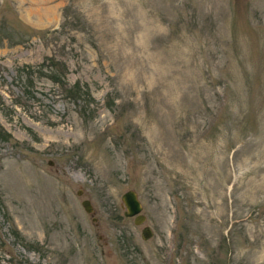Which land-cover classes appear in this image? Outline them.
Masks as SVG:
<instances>
[{"label": "rangeland", "instance_id": "rangeland-1", "mask_svg": "<svg viewBox=\"0 0 264 264\" xmlns=\"http://www.w3.org/2000/svg\"><path fill=\"white\" fill-rule=\"evenodd\" d=\"M0 264H264V0H0Z\"/></svg>", "mask_w": 264, "mask_h": 264}, {"label": "water", "instance_id": "water-1", "mask_svg": "<svg viewBox=\"0 0 264 264\" xmlns=\"http://www.w3.org/2000/svg\"><path fill=\"white\" fill-rule=\"evenodd\" d=\"M51 164V162H49ZM121 201L124 206L123 216L133 217V222L135 224H141L145 220V216L141 213L142 203L138 197V194L135 190H127L121 195ZM86 212H92L93 207L89 199H84L82 202ZM151 228L149 226H144L141 230V237L147 239L151 236Z\"/></svg>", "mask_w": 264, "mask_h": 264}, {"label": "trees", "instance_id": "trees-1", "mask_svg": "<svg viewBox=\"0 0 264 264\" xmlns=\"http://www.w3.org/2000/svg\"><path fill=\"white\" fill-rule=\"evenodd\" d=\"M31 30V28L29 29ZM61 65V62H59L58 60L54 59V58H47V62H44L42 64L39 65V71L41 72L43 69H46V71H48V76L51 77V79L56 82V83H61L64 84L65 80L63 78V75L61 72H59V70L61 69V67H59ZM26 68H31L30 66H26ZM21 70H23V68H18L17 71L20 73ZM46 73V72H45ZM20 77H23L20 75ZM26 77H30V76H26ZM66 92L68 94L69 98L72 99H77L81 96V94L83 93L84 95H88L90 94L88 90H81V87L79 85V83H75L73 85H71L70 87H68V89H66ZM85 99V98H83Z\"/></svg>", "mask_w": 264, "mask_h": 264}]
</instances>
